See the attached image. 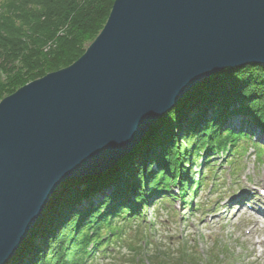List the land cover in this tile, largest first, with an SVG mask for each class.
<instances>
[{
	"label": "water",
	"instance_id": "1",
	"mask_svg": "<svg viewBox=\"0 0 264 264\" xmlns=\"http://www.w3.org/2000/svg\"><path fill=\"white\" fill-rule=\"evenodd\" d=\"M264 65V0H115L71 66L0 102V264L68 181L116 168L194 87Z\"/></svg>",
	"mask_w": 264,
	"mask_h": 264
},
{
	"label": "trees",
	"instance_id": "2",
	"mask_svg": "<svg viewBox=\"0 0 264 264\" xmlns=\"http://www.w3.org/2000/svg\"><path fill=\"white\" fill-rule=\"evenodd\" d=\"M114 1L1 0L0 98L75 63L104 28ZM49 43L55 47L44 54ZM20 64L29 71L25 73ZM226 115L239 123L228 122ZM258 131L262 135L257 136ZM262 137L264 65L225 70L161 118L118 167L66 182L7 264L93 263L120 230L135 219L145 220L150 199H175L172 188L178 186L186 204L208 178L215 177L219 162L232 165L235 155L246 152L250 144L261 160L264 144L257 138ZM180 243L175 251H149L148 243L139 250L147 264H222L226 257L201 256L188 243Z\"/></svg>",
	"mask_w": 264,
	"mask_h": 264
},
{
	"label": "rangeland",
	"instance_id": "3",
	"mask_svg": "<svg viewBox=\"0 0 264 264\" xmlns=\"http://www.w3.org/2000/svg\"><path fill=\"white\" fill-rule=\"evenodd\" d=\"M54 47L55 44L49 43L42 52L48 54ZM23 55L35 56L33 53ZM19 67L25 73L29 71L24 64ZM2 100L0 98V102ZM260 134L256 132L257 136ZM263 138L257 140L264 142ZM246 149L240 156H235L236 163L221 165L216 176L204 182L197 199L193 198L186 205L187 210L182 209L179 196L166 201L156 199L152 202L150 199L144 210L145 220L135 219L130 226L120 230L116 239L112 238L110 248L90 264H147L139 250L141 245L148 243L149 251L156 248L175 251L182 245L181 241L201 256L224 253L226 257L221 260L222 264H264V219L243 206H234L242 194L252 195V191L264 190V156L258 159L251 144ZM177 190L174 188L173 192L177 193ZM197 202L202 207L195 211L190 205ZM142 238L147 241L141 242Z\"/></svg>",
	"mask_w": 264,
	"mask_h": 264
},
{
	"label": "bare ground",
	"instance_id": "4",
	"mask_svg": "<svg viewBox=\"0 0 264 264\" xmlns=\"http://www.w3.org/2000/svg\"><path fill=\"white\" fill-rule=\"evenodd\" d=\"M209 79H210V78H209ZM207 81H209V80H206V81H204V82H207ZM204 82H203V83H204ZM195 88H196V87H194L192 90H190V91H189V92L183 97L182 101L185 99V97H186L187 95H189L190 92H192L193 90H195ZM178 106H180V103H177V104L175 105V108H177ZM175 108H174V109H175ZM249 108H250V106H249ZM174 109H173V110H174ZM171 111H172V110H171ZM171 111H170V112H171ZM166 115H167V114H166ZM248 118H249V117H248ZM226 120H227L228 122H231V123H234V124H238V123H239V121L234 120L230 115H226ZM243 120H244V118H241V122H244V121H247V120H248V121H251L250 118L247 119V120L245 119L244 121H243ZM146 138H147V137H146ZM181 144H182V141L179 140V145H181ZM134 150H135V149H134ZM134 150H133V151H134ZM133 151H132V152H133ZM132 152H131V153H132ZM131 153H130V154H131ZM130 154H129V155H130ZM174 188L179 189L178 186H174V187L172 188V190H174Z\"/></svg>",
	"mask_w": 264,
	"mask_h": 264
}]
</instances>
